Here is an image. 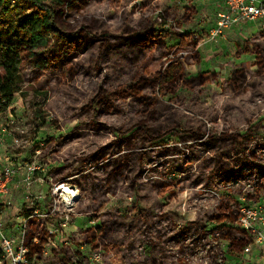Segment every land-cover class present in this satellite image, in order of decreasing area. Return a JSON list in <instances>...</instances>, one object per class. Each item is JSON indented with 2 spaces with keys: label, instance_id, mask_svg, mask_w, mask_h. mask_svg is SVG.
Masks as SVG:
<instances>
[{
  "label": "rangeland",
  "instance_id": "374dc122",
  "mask_svg": "<svg viewBox=\"0 0 264 264\" xmlns=\"http://www.w3.org/2000/svg\"><path fill=\"white\" fill-rule=\"evenodd\" d=\"M49 4L55 12V34L38 50H27L25 57L11 60L9 50L19 45L14 35L0 51V65L16 61L19 76L12 103L7 108L0 103V170L12 160L16 182L12 205L2 207L3 219L19 235V220L28 216L24 212L44 215L34 218L53 234L35 264H129L133 257L149 255L150 239L159 240L175 264H264V249L254 242L243 254L231 252L222 237L224 225L201 229L186 224L202 220L222 201L239 214L241 205L264 199V67H251L259 75L250 77L240 93L228 96L222 91L236 67L256 60L253 48L264 47V22L212 37L222 9L213 2ZM17 12L20 9L4 15L7 28ZM147 26L161 34L158 45L164 61L181 60L190 77L209 73L206 83L163 95L151 74L145 73L148 83L140 95L126 96L129 78L159 56V49L140 45L128 35L131 28ZM177 33L191 34L193 41L179 45ZM85 37L104 38L108 47L97 43L83 53ZM99 89L110 95V107L88 108ZM141 123L163 138L156 143L145 137ZM191 130L196 137L190 136ZM249 130L245 160L237 155L230 135ZM26 177L31 179L28 187ZM62 184L78 191L70 204L59 193ZM102 202L103 209H90ZM112 209L119 212L126 229L116 248L95 249L76 242L82 241L84 232L101 226L103 214ZM165 214L170 218L155 219ZM24 230L27 240V224ZM233 237H240L237 230Z\"/></svg>",
  "mask_w": 264,
  "mask_h": 264
},
{
  "label": "trees",
  "instance_id": "16d2710c",
  "mask_svg": "<svg viewBox=\"0 0 264 264\" xmlns=\"http://www.w3.org/2000/svg\"><path fill=\"white\" fill-rule=\"evenodd\" d=\"M52 0H0V51L4 48L5 40L9 36H16L19 38V45L9 50V54L13 57L11 60L19 57H25L27 50L33 52L38 50L45 39L49 35L55 34V30L52 27L54 10L52 9ZM20 9V14H16L15 21H13L8 28L6 27L4 15L10 13L12 10L17 11ZM190 21V16H188ZM82 34V31L76 33V35ZM128 35L133 39H137L147 46H152L159 49V56L153 58L148 64L144 65L142 71H137L132 77L129 78L127 83L128 87L124 92L126 96L138 97L140 95L143 85L148 83V76L145 73L151 74L150 76L158 83L163 95L174 94L178 87H185L189 89L197 88L206 83L210 75L207 72L199 73L197 76H187L185 67L181 60H166L164 51L159 47L161 45V34L154 30L152 27L147 26L141 30L129 29ZM177 37L180 38L179 45L183 43H190L193 41L191 34L189 36L177 33ZM86 38V37H85ZM102 45V49L108 47V42L104 38H86V45L81 48L83 53L89 49H93L96 44ZM159 44V45H158ZM194 52L196 53L197 43L193 44ZM252 54L257 56L256 60L252 64H245L236 67L232 72L230 78L224 83L222 91L228 96H234L243 91L249 85L250 77H257L259 70L253 72L252 66H259V69L264 67V47L255 46L252 50ZM4 62L0 67H3L4 73H0V103L4 108L14 100L15 94L18 92V67L17 62ZM198 60L196 61V63ZM168 80L169 82L168 84ZM166 83V86H164ZM117 94V93H116ZM109 94L104 89H99L98 94L89 101L88 108H95L97 105H101L102 108L110 107ZM139 129L145 135V137L158 143L160 138L156 133H152L146 124L141 123ZM187 133V132H186ZM190 136L196 137V132L188 131ZM170 134L167 133L165 135ZM252 131L249 130L244 135L233 134L230 135L234 143L236 144L237 155L242 159L248 160V154L245 149V141L251 136ZM222 161H218V166H222ZM224 168V166H222ZM67 168L73 169L74 166H67ZM65 168V170L67 169ZM62 171V169H57ZM224 172H226L224 170ZM56 181H59L56 179ZM258 198L259 192H256ZM105 202L99 205L90 206L91 210H101ZM24 215H31V212H24ZM168 214L155 216L157 221L167 219ZM170 218V217H169ZM101 226L95 230H88L83 233L82 241L77 240V243L84 242L93 246L95 249L106 247L111 245L116 248L119 238L126 234L124 229V221L117 210L106 211L101 218ZM182 223H186L182 221ZM188 226L200 227L205 229L208 224L224 225L227 229L226 233L222 236L230 244L229 249L235 254H243L252 245V238L238 226V209L230 205L227 201H222L216 209L207 214L202 220H196L186 223ZM235 225L238 227L235 228ZM28 229V245L30 247V259L33 260L36 255V259L43 253V246L48 243L50 235L46 232L43 222L36 218H31L27 221ZM234 230L240 234L239 238L233 237ZM37 239L38 243H33V240ZM151 250L148 256L145 257H133L128 262L129 264H175L173 257H171L164 246L159 240L150 239ZM173 259V260H172Z\"/></svg>",
  "mask_w": 264,
  "mask_h": 264
},
{
  "label": "built area",
  "instance_id": "2783aa9c",
  "mask_svg": "<svg viewBox=\"0 0 264 264\" xmlns=\"http://www.w3.org/2000/svg\"><path fill=\"white\" fill-rule=\"evenodd\" d=\"M193 4H203L213 2L215 5L221 6V10L217 14L214 29L211 31L212 37H221L227 30L233 28H241L245 25L264 22V0H190ZM30 172L34 169L29 168ZM15 171L13 162L7 159L6 164L0 170V264H35L34 259H30V247L26 240L24 228L27 221L31 218H43L35 210L27 217L20 219L17 228L20 233L16 235L13 230L6 226L3 219L2 207L6 208L12 205V191L16 187ZM25 187L30 186L31 179L25 178ZM60 191V187L58 189ZM62 194V192H59ZM28 198V197H27ZM77 198V197H76ZM76 198H73L76 199ZM252 204H243L238 214V226L247 232L253 242L264 249V199ZM22 227V229H21ZM24 230V231H23ZM51 236V229H46ZM51 237L49 238V241ZM38 240L34 239L33 243ZM44 252V250H43Z\"/></svg>",
  "mask_w": 264,
  "mask_h": 264
},
{
  "label": "bare ground",
  "instance_id": "6f19581e",
  "mask_svg": "<svg viewBox=\"0 0 264 264\" xmlns=\"http://www.w3.org/2000/svg\"><path fill=\"white\" fill-rule=\"evenodd\" d=\"M60 192H62V197L64 198V202H67L70 204V202L73 200V198H76L78 196V191L72 190L69 185L62 184L60 186Z\"/></svg>",
  "mask_w": 264,
  "mask_h": 264
}]
</instances>
